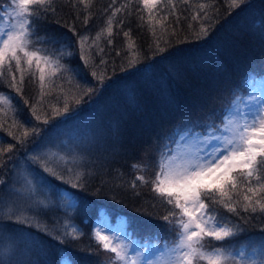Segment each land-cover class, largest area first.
Listing matches in <instances>:
<instances>
[{
	"label": "trees",
	"instance_id": "trees-1",
	"mask_svg": "<svg viewBox=\"0 0 264 264\" xmlns=\"http://www.w3.org/2000/svg\"><path fill=\"white\" fill-rule=\"evenodd\" d=\"M173 2L174 8L156 13L153 36L148 13L137 0H115V4L94 0L88 11L73 7L69 0H54L56 11L40 26L45 43L36 47L47 49L42 54L48 55L71 52L61 60L68 70L46 77L41 103H37L41 88L35 64V76L25 75L19 94L8 87V80L0 81V93L12 97L16 110L15 115L8 111L0 128V148L14 145L0 156V176L17 169L21 158L29 159L39 181V200L45 205L35 216H25L29 222L9 220L13 249L0 256V264H112L114 254L94 236L104 217L124 219L144 238L175 236L163 219L172 205L161 202L151 184L136 178H155L165 144L174 142L181 131L221 126L232 98L246 90L248 79L264 75V0H244L234 9L227 0ZM201 3L210 6L207 17L198 12ZM122 4L129 7L113 19L112 35L105 31L88 50L91 58L85 65L79 36H88L91 44ZM8 5L0 0V15ZM196 15L200 19H193ZM85 16H89L87 24ZM158 20H163V29ZM125 32H130V40ZM15 75L19 80L20 73ZM66 104L70 110L57 115ZM32 106L40 119L32 115ZM0 107L9 109L4 103ZM25 130L30 134L23 138ZM9 131L22 137L23 143ZM138 164L147 165V170L133 167ZM45 166L56 175L45 172ZM247 186L255 185L242 186L241 191ZM62 190L74 195L73 210L62 201ZM227 215L244 229L231 241L233 248L245 245L249 237L264 235V215L259 212ZM72 228L77 233L67 235Z\"/></svg>",
	"mask_w": 264,
	"mask_h": 264
},
{
	"label": "snow or ice",
	"instance_id": "snow-or-ice-1",
	"mask_svg": "<svg viewBox=\"0 0 264 264\" xmlns=\"http://www.w3.org/2000/svg\"><path fill=\"white\" fill-rule=\"evenodd\" d=\"M7 2L9 7L4 9V12L10 18H14L15 23L10 24L6 29L0 28V81L8 80V87L19 94L23 90L25 75L35 76V70H38L41 100L37 103H41L46 77L50 79L58 73L66 72L68 69L61 60L65 56H71L72 53L61 51L59 54H42L47 53L48 50L36 47L45 43L39 35L40 26L50 13L56 11L54 0H7ZM69 2L73 7L80 5L83 11H88L94 0H69ZM182 2L186 3L187 0ZM227 2L229 8L234 9L244 3V0H227ZM137 3L141 4L143 10L148 13L153 36L156 32L152 21L156 13L175 7L173 0H167L166 3L165 0H137ZM128 7V4H122L119 8H115L106 22V29H101L92 39L91 44L88 36H79L80 58L85 65L89 64L91 58L88 50L97 44L105 31L109 36L112 35L113 19ZM208 7L210 6L203 3L197 5L198 12L203 11L205 17ZM3 18L0 15V20ZM140 19L144 20L143 15ZM193 19L198 20L200 17L196 15ZM88 20L89 16H85L83 23L87 24ZM156 22L162 29L164 28L163 20ZM120 23L122 24L123 21L121 20ZM72 30L75 31L74 28ZM201 32H207V28L203 25ZM124 36L131 39L130 32H125ZM108 42L111 43V40L109 39ZM156 43L159 48V38ZM134 47V43L129 44L130 49ZM86 52H88L87 57ZM132 63H135V54ZM15 72L20 73L19 80ZM92 75L95 76L96 72L93 71ZM11 100L10 95L0 93V103L9 105L8 110L0 107V128L4 126V117L8 115V111H13L15 115L16 110L11 105ZM248 101L256 103L247 114L225 117L222 120V131L212 128L207 135L201 137L209 144L216 141L215 144H211L209 151L201 154V150L197 148L194 152L183 156L162 152L156 164L155 178H146L144 175L136 178L141 184H151L152 192L161 202L172 205V209L163 219L175 230L176 238L168 247L167 258L159 264H264V235L255 239L249 237L245 245L233 248L231 241L244 229L227 215L239 217L241 212L250 214L259 212L264 215V99L249 94ZM76 102L79 103V100ZM69 110L66 104L63 111H57L56 114L63 115ZM32 115L36 116L35 106H32ZM36 119L40 117L36 116ZM16 123L14 119L13 127ZM29 134V131L25 130L23 138ZM8 135L23 143V138L15 136L12 131H9ZM13 148L14 145L11 144L6 148H0V156L10 153ZM133 167L147 170L148 166L138 164ZM44 171L56 175L52 168L45 166ZM4 183L5 181L0 180V184ZM26 184L30 191H35L30 181L26 180ZM245 185L255 186L244 187L241 191L242 186ZM78 186L79 184H73V187ZM132 186L136 187L135 181ZM36 203L43 204L39 200ZM13 215L15 213L9 214L7 218L11 220ZM16 222L29 221L25 217L16 216ZM36 226L40 227L38 223ZM76 233L77 229L72 228L71 232L66 234ZM94 236L98 244L114 254L112 264H154L145 256L147 249L135 251L134 255H130L129 246L119 238L104 235L99 228ZM214 242L222 243L216 246Z\"/></svg>",
	"mask_w": 264,
	"mask_h": 264
},
{
	"label": "rangeland",
	"instance_id": "rangeland-1",
	"mask_svg": "<svg viewBox=\"0 0 264 264\" xmlns=\"http://www.w3.org/2000/svg\"><path fill=\"white\" fill-rule=\"evenodd\" d=\"M8 7L9 5L4 9ZM1 15L4 18L0 20V28L6 29L10 24L15 23L14 18H10L4 10ZM249 94L258 95L261 99H264V75H255L248 79L246 90L240 91L235 96L225 117H239L241 114H247L256 103L255 101L251 103L248 101ZM212 128H217L222 131L223 124L221 127L219 125H212L205 130L187 128L180 132L174 142H167L162 152H170L176 156H183L199 148L201 154H203V152L210 150L211 144L216 143V141H212L209 144L201 139ZM216 134L218 135L219 132ZM18 165L19 167L17 169L15 168L9 175L2 174L0 176V180L5 181L4 184H0V217H3V219H0V256L7 255L10 253L11 248L13 249L12 240L10 241L9 238L14 233V228L12 229V225L7 218L8 215L15 213L12 218L16 216H35L40 211H43L45 206L44 203L42 205H37L36 203L40 197L38 190L40 187L38 185L39 181L35 178L32 162L29 159L21 158ZM26 180L31 182L32 188L35 191H30ZM43 188L45 187L43 186ZM61 193L62 201L73 210L74 206H76L74 195L67 190H62ZM98 228L102 230V234L110 237L115 236L128 245L130 255H134L135 251H144L147 249L145 256L149 260H152L154 264H159L160 261L167 258L168 247L171 246L172 241L176 238V236L169 240L144 238L133 232L124 219L113 221L110 217L101 219L98 223ZM64 264L71 263L70 261H65Z\"/></svg>",
	"mask_w": 264,
	"mask_h": 264
}]
</instances>
